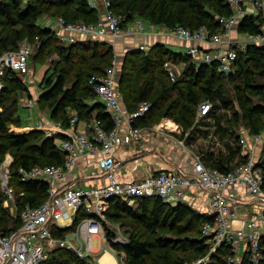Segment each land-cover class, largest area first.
<instances>
[{
  "label": "trees",
  "instance_id": "trees-1",
  "mask_svg": "<svg viewBox=\"0 0 264 264\" xmlns=\"http://www.w3.org/2000/svg\"><path fill=\"white\" fill-rule=\"evenodd\" d=\"M37 1L49 2L50 0ZM51 2L55 7L77 4L76 15L70 18L54 14L56 15L54 18L63 17L69 22L96 23L104 13L98 8H92L89 0H51ZM110 2L111 12L127 15L129 20L143 16L151 19L156 25L170 29L179 25L191 30L206 27L211 34L223 31L219 18L232 13L226 0H110ZM27 6L23 5V0H0V26H8L11 30L14 27H22L21 30H14L13 35L7 33L4 37H0V56L7 51L17 50L24 41L39 40L38 51L41 53H45L52 44L56 43L54 50L61 59L60 65L56 68L58 76L54 82L49 79L43 83L44 88L48 89L40 95L38 104L43 100L47 102L51 108V118L62 121L65 126L70 123L69 111L72 110L78 115L79 122L91 123L96 119L106 130H109L113 126L112 119L106 112L105 106L95 100L97 82L92 83V78L107 75L113 61L116 60L117 52L114 46L101 44L105 49L100 50L98 42L91 43L86 39H81L75 44L63 45L47 26L36 24L35 20L44 13L43 8H37L32 2ZM263 25V14L257 17L246 16L240 21L238 31L259 35L263 33ZM182 57V54H176L165 44L157 43L149 49L147 54L141 51L137 60H131L129 67H123L124 74L118 81L117 90L126 111L134 113L141 108L142 104L150 105L149 111L137 119L136 126L151 127L158 122L159 118H171L180 124L184 132H187L194 126L198 108L202 102L214 101L218 97L222 103L221 108L226 109L232 105L231 99L223 93L224 84L219 82L221 78L217 76L219 65L216 62L211 65L189 62L181 76L172 80L165 64L168 61L179 63ZM245 58L255 66L261 67L260 74L264 75V45L252 44L245 50H239L232 73L225 74L229 76V81L234 82L239 77L246 85L244 94L241 86L236 84L238 104L243 117L251 127V134L257 135L264 128V105H252L250 97L264 99V85L257 83V72L246 66ZM31 60L32 56L30 62ZM221 74L224 75V73ZM23 75L8 69L4 78L6 87L0 93V108H2L0 162L4 160L8 151L13 152V185L16 190L19 213L27 204L39 205L47 196L48 188L45 182L21 183L16 175L18 167H30L37 164L63 165L66 160V154L58 147L55 138L46 137L43 131L31 130L19 133L9 130L10 124L20 126L17 114L19 102L17 98H14L13 91L25 88L19 78ZM70 81L72 86L67 88ZM154 109L158 111L156 114ZM238 117L239 114L236 113V118ZM214 120L219 124L218 116H215ZM226 146L227 156L222 152L215 154L210 151L204 155L203 160L208 167L221 172L232 170L233 160L241 152V143L237 147L229 144ZM241 162H243L242 158L237 164ZM262 171L264 175V167ZM19 213L16 223L10 225L11 212L3 207V199H0V228L3 231H8L11 227L17 228L20 225ZM106 214L110 220L120 221L124 226L128 225L124 221L126 218L140 222L152 234H156L162 227H168L172 232L180 235L196 233L187 238L184 243L171 244L162 238L158 241L143 239V235L129 232V243L126 246L112 244L120 264H147L156 248L173 247L186 250L188 247L201 256L205 257L208 254L209 243L202 237V225L207 220H211L212 216L201 213L186 203L179 202L172 205L156 196L143 198L137 207H130L122 199H111L106 208ZM84 216L85 214L81 212L78 220ZM216 251L215 255L220 253L226 257L223 259L220 256L218 262L212 264H227V256L232 254L231 248L223 245ZM242 257L243 264H256L247 253ZM45 264H94V262L91 258L78 257L73 251L58 248ZM258 264H264V260Z\"/></svg>",
  "mask_w": 264,
  "mask_h": 264
},
{
  "label": "built area",
  "instance_id": "built-area-1",
  "mask_svg": "<svg viewBox=\"0 0 264 264\" xmlns=\"http://www.w3.org/2000/svg\"><path fill=\"white\" fill-rule=\"evenodd\" d=\"M95 6L97 0H89ZM95 1V2H94ZM99 1V0H98ZM232 9L228 16L219 18L223 31L211 34L206 27L196 30L184 26L168 29L177 38L209 44L224 42V35L238 27L246 16L264 18V0H226ZM110 0H105L106 12L96 23L69 22L57 17L49 22V28L63 45H71L81 39H119L125 36L143 34L146 24L139 17L132 20L127 15L115 14L109 10ZM98 8V7H97ZM249 45H264L263 33L249 34ZM89 40V39H87ZM248 46V45H247ZM34 47H40L39 40L32 46L24 41L17 50L7 51L0 56V93L5 89L6 71L11 69L19 74H28L30 58ZM244 46L231 43L226 48L212 49L199 54L197 47L188 50V55L199 59L200 63H217L218 70L225 74L233 71L238 58L239 49ZM172 80L178 77L171 61L166 62ZM119 64L115 60L107 75L92 78L95 85L96 99L105 106L112 119L113 126L106 130L102 124L93 121L89 131L77 129L79 117L73 114L70 123L65 126L62 121H48L39 118L34 130H41L48 138H59L58 147L66 154L63 165L19 166L16 175L23 184L45 182L47 196L37 206L27 204L19 213L20 225L8 231L0 228V264H45L52 253L60 248L73 251L83 259L92 258L97 250L93 248V240L100 238L101 250L107 252L112 244L126 246L129 238L123 236L121 228L111 221L106 208L111 199H122L128 206L135 207L143 198H172L183 202L193 187H200L211 194L210 216L202 225V237L208 240L212 250L226 245L232 250L229 263L239 257V252L246 253L256 264L264 260V130L255 140L261 139L262 152L256 157L255 145L247 143L241 148L243 162L235 164L232 170L221 172L206 165L203 157L196 154L192 168L187 171H161L141 180L123 182L117 176L118 158L114 150L120 146H131L142 139L146 127L136 126L137 119L149 111V104H142L134 113H128L117 90ZM29 108L35 106L34 100L27 102ZM213 104L207 100L198 108L197 118L210 117ZM2 108H0V112ZM177 128H179V125ZM85 154L100 155L98 165L106 178V183L84 187L64 185L63 181L81 161ZM14 158L5 156L0 162V199L3 207L18 210L17 195L13 185ZM246 188L252 197L261 203L260 219H240L237 195ZM24 195V193H22ZM85 216L78 220L79 214ZM18 215V214H17ZM16 215V216H17ZM15 216V217H16ZM240 219V220H239ZM76 220L78 222L76 223ZM240 222L236 224V222ZM244 249V250H243Z\"/></svg>",
  "mask_w": 264,
  "mask_h": 264
},
{
  "label": "rangeland",
  "instance_id": "rangeland-1",
  "mask_svg": "<svg viewBox=\"0 0 264 264\" xmlns=\"http://www.w3.org/2000/svg\"><path fill=\"white\" fill-rule=\"evenodd\" d=\"M30 2H32V4L35 5L37 8L39 9L43 8L44 10L43 15L39 17V19L35 20L36 24L39 26H44V27L47 26L49 28V22L57 18V17L54 18L56 16L54 15L55 13L68 16L69 18L72 15H76V9H77L76 3L69 4L67 7L66 6L55 7L52 5L51 0L49 2L47 1L41 2L37 0H23V5L28 7L27 5L30 4ZM90 3L92 2L90 1ZM96 5H97L96 8L98 7V9H100L101 12L105 13L107 11L105 8V0H99V1L97 0ZM92 8H95V6H92ZM103 16L104 14H102L101 18ZM139 18L143 20L146 24L147 28L145 31L151 30V27H155L154 22L151 19H148L143 16H140ZM78 22H83V21H78ZM21 28L22 27L19 26V27H14L11 30L10 27L8 26L6 27L0 26V37H4L7 33L13 35L14 30H17V29L21 30ZM238 32H239L238 30L232 29L225 35L230 38L231 37L230 34L237 35ZM87 39H86L87 42H91V43L98 42V44H100V50L105 49L103 48L101 44L112 45L114 43V41L109 40V39H96V40L95 39L91 40L90 38H87ZM158 39L159 38L155 40H152V39L148 40L146 37L145 38L143 37L141 41H139V43L137 44L138 46L134 45L133 47H130L129 49H123L124 43L121 42L123 40H120L114 44L115 46L114 50L117 52V54H115L116 56L115 58L119 64V69H120L118 81L122 78L124 74L123 67L125 66L129 67V65L131 64V60H134V59L137 60L139 53L141 51L147 54L149 51H145L144 46L147 45V46L152 47L155 45L154 41ZM194 41L201 42L198 40H194ZM226 41H228L229 43L227 44L226 42L217 43V44H213L212 46H214V49H218L220 47L226 48L231 45L230 40H226ZM28 42L32 46L36 45V40L28 41ZM55 44L56 43L52 44V47L48 48L45 51V53L39 52L38 51L39 47H34L33 54L31 55L32 60L29 66V73L27 75L24 74L23 76H19L21 81L24 83L26 89L25 88L20 89V90L17 89L16 92L13 91L14 98H17V101L19 102V104L17 105V108H18L17 114L19 117V123L18 122L17 123L20 126H18L17 124H10L9 130H14L19 133L34 130L33 126H31L30 124L32 123L36 125L38 115H41V116H45L46 114L50 115L51 108L49 107L48 103L43 100L41 103L39 102L38 104V101H39L40 95L45 93V91L48 89V88H44L45 86L43 85V83L45 81H48L49 79H51V81L54 82L58 76V72L56 68L57 66L60 65L61 59L54 50ZM225 45H228V46H225ZM246 47L247 45L240 48L239 50H245ZM120 51L122 53H120ZM184 61H186L188 64L190 62V59L188 58L187 60H184ZM245 64L246 66L251 67L252 70H255V72H257V77H256L257 83L264 85V75L260 74V72L262 71V68L255 66V64L251 63L247 58H245ZM177 72H178V77L181 76V73L179 71ZM221 73L222 72H220L219 70L217 71V76L221 78L219 82L220 83L223 82L224 84L223 93L226 97H229L231 99L232 105L229 108L224 109V108H221L222 103L220 102L218 97L214 101H210L213 104V110H212L210 117L199 118V119L196 118V122L194 126L191 129H189L187 132L183 131V128L180 126V124H178V122L176 123L179 125V128H173L174 126L171 128L172 126L171 123L173 121L171 118H159L158 122L155 123L151 127H147L146 131H149L150 134H152L151 141H153L154 139L157 144L154 150H156L160 155H166L167 152L162 146V144L165 145L164 144L165 138L162 139L159 133H163V137L165 136L167 138H170V139L172 138L174 140V146H172L174 149H172V152L170 150L169 153H167V155H171L173 157L172 162H174L175 158H178L180 159L181 162L186 163V160L183 161V158H182V157H185V154H183V152L185 151V145L186 147L189 146V148L187 147L188 149H192L194 151L193 156L194 155L196 156V154H199L202 157L206 155L209 151L216 152L218 149L224 148L223 147L224 144L225 145L229 144L230 146L237 147V145L241 143V147H245V145L247 144L246 138L247 137L249 138V132L251 131L250 130L251 127L248 121H246L245 118L243 117V113L241 111L240 105L238 104L239 101L237 97L236 84L241 86V90L243 91L244 94L246 92L245 91L246 85L243 83L242 80H240L239 77L236 79V81L231 82L229 81V76L225 75V73L224 75ZM71 86L72 84L70 81L68 83L67 88H70ZM30 100H34V103H35V106L31 109L27 105V102ZM250 101L252 105H258V104L264 105V99H260L259 97H250ZM157 112H158L157 109H154V114H156ZM236 113L239 114L238 118H236ZM197 116H198V113H197ZM215 116H218L220 118L219 124L214 120ZM260 120L262 119L260 118ZM167 121L170 122V125L166 124ZM174 122L173 124L175 125ZM219 127H221V129H219ZM55 140H56V144H59L60 139L56 138ZM224 152L226 153V155L228 154L227 150ZM7 155H10L11 157L14 158L12 151H8L5 156ZM236 160L238 162L239 159L237 158ZM176 203H178V201H176ZM18 213H19V210H16L15 212L14 209H11L10 225H13L16 223ZM124 221L128 225L124 226L121 224L120 221H113V222L116 223V226H119L121 228V233H123L122 235L128 238H129V232L131 233L137 232L140 234L139 236H142V235L144 236L143 239H151V240L158 241V239L162 238V239H165L171 242V244H174V243L181 244V243H184V241L187 238H190V236H193V234L194 235L196 234L195 232H190L184 235H180L175 232H172L168 227L159 228L156 234H152L140 222L133 221L129 218H126ZM99 247H100L99 242L97 240H93V248L97 250L99 249ZM216 253L217 251L212 250L210 243H209L208 254L205 257L199 255L192 248H188V247L186 250L174 249L173 247H169L167 249L156 248L153 251L152 257L148 260L147 264H180L182 262H184V264H212L216 261L218 262V258L220 256H222L221 258L223 259L224 257H226V255L220 254V253L219 255H215ZM100 254L99 253L92 254V257L94 258L95 262L99 264H100V261H99ZM238 255L239 257L233 263H229L230 255H228L227 264H243L242 263L243 254L239 252ZM122 258L125 260L123 256Z\"/></svg>",
  "mask_w": 264,
  "mask_h": 264
},
{
  "label": "crops",
  "instance_id": "crops-1",
  "mask_svg": "<svg viewBox=\"0 0 264 264\" xmlns=\"http://www.w3.org/2000/svg\"><path fill=\"white\" fill-rule=\"evenodd\" d=\"M154 25L155 27H151V30H147L143 34L125 36V37H122L116 40L113 38H109V40L114 41V43L112 44L113 46L118 41L123 40L121 41L122 43H124L123 49H129L130 47H133L134 45L138 46L137 44L139 43V41H141L143 37L144 38L146 37L148 40L149 39L155 40L159 38L158 40H156L158 42L154 41L155 44L163 43L176 54L183 55L182 60L179 62V64L171 61L172 64L174 65V69L176 71H179L180 73H182L185 67L187 66V62L184 60H187L189 58L190 62H195L198 64L200 63L199 59L193 58L188 55V50L191 47L193 46L197 47L199 50V54H203L206 51L214 49V46H212L213 44H209L207 42L202 43V42H195V41L190 42V41L182 40V39L177 38L174 34L169 33L168 32L169 28L159 26L156 24ZM233 29L238 30V27L236 26ZM224 36H225L224 42H226V44L229 43L226 40H230V43H236V44L238 43L242 46L249 45L250 43V40H249L250 37L248 33L238 32L237 35L230 34L231 36L230 38L227 37L226 35ZM225 46H228V45H225ZM144 47H145L144 48L145 51H149V49L151 48V46H147V45ZM120 53L122 52L120 51ZM69 114L73 115L75 114V112L71 110L69 111ZM39 118H44L48 121H51V120L54 121V119H52L49 114H46L45 116L38 115L37 121ZM92 121H96V119ZM89 124L90 123L87 121H81L78 123L76 127L80 131H89ZM30 125L35 126L32 123ZM173 126H171V128L172 127L177 128L176 124L175 125L173 124ZM159 134L162 139L165 138L164 139L165 145L162 144V146L164 147L166 152L169 153L170 150L172 152V149H174L172 147L174 146V140L172 138L170 139L165 136L163 137V133H159ZM151 135L152 134H150V132L146 131L145 129L143 131L141 140H139L138 142H136L135 144L131 146H120L114 150V153L117 155V158H118L117 176L120 181H123V182L136 181V180L144 179L147 176H150L154 173L161 172V171H180V170L187 171L192 168V163L194 161L195 155L193 156L194 151L192 149H188L189 146H187L188 147L187 148L185 145V151L183 152V154H185V157H182L183 161L186 160V163L181 162L180 159L178 158H175L174 162H172L173 157L171 155H167V153L166 155H160L156 150H154L157 144L154 139L153 141H151ZM257 135H252L249 132V138L248 137L246 138V142L249 144L253 143L255 145L254 149L256 152V157L260 158L261 152H262L263 140L261 139L255 140L253 137H256ZM224 145H223L224 148L218 149L216 152L215 151H211V152H214L215 154L222 152L223 154L226 155L224 151L227 150L228 152V148L226 145H225L226 147ZM99 158H100V155L85 154L83 158L81 159V161L76 165V167L67 174L66 178L63 181V184L84 186L85 188L105 184L106 178H104L100 170V167L98 165ZM237 158L238 159L242 158L241 152L235 158V160H233L234 165L237 163V160H236ZM210 196L211 194L207 192L206 190L200 187H193L189 190L188 198L185 200V203L192 206L195 210L201 213L210 214V206H209ZM165 201L172 205L177 204L176 201H174L172 198L166 199ZM237 202L239 203L240 219H249V218H254L258 220L260 219L261 203L258 198L250 196L246 188H242V190L239 191V194L237 195ZM239 223L240 222L238 221L236 222V224H239ZM95 240H97L100 244L99 249H97L96 251L97 254L101 253L99 256L100 264H120L117 258V255L113 250H108L107 252H103L101 250L100 238H96ZM242 252L243 251H241V253ZM91 259L93 260L94 264H99L95 262L93 257Z\"/></svg>",
  "mask_w": 264,
  "mask_h": 264
},
{
  "label": "bare ground",
  "instance_id": "bare-ground-1",
  "mask_svg": "<svg viewBox=\"0 0 264 264\" xmlns=\"http://www.w3.org/2000/svg\"><path fill=\"white\" fill-rule=\"evenodd\" d=\"M166 124L170 125V122H169V121H167V122H166ZM171 124H172V126H173V122H172Z\"/></svg>",
  "mask_w": 264,
  "mask_h": 264
}]
</instances>
